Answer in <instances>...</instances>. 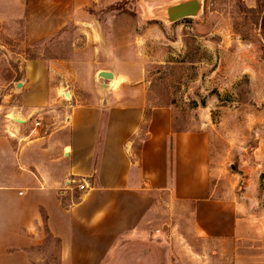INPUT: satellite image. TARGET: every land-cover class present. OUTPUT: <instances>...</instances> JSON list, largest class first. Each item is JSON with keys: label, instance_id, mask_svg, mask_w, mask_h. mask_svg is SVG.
I'll return each instance as SVG.
<instances>
[{"label": "rangeland", "instance_id": "374dc122", "mask_svg": "<svg viewBox=\"0 0 264 264\" xmlns=\"http://www.w3.org/2000/svg\"><path fill=\"white\" fill-rule=\"evenodd\" d=\"M26 1L0 0L3 150L35 161L39 189H66L79 198L85 182L63 173L67 118L70 106L98 104L113 89V83L101 88L97 73L100 66H113L99 50H114L120 71L135 70L142 79L135 86L144 122L133 159L154 107L172 110L174 130L200 131L208 138L205 192L186 198L154 191L149 207L133 211L134 221H144L132 231L138 237L130 245L133 262L264 264V0H204L199 16L174 24L142 15H160L180 0H98L86 11L91 21L71 23L31 44L24 36ZM86 30L96 34L94 44ZM28 56L45 63L57 98L25 120L15 85L24 82ZM49 247L53 259L46 262L54 264V242Z\"/></svg>", "mask_w": 264, "mask_h": 264}, {"label": "crops", "instance_id": "0c3cea01", "mask_svg": "<svg viewBox=\"0 0 264 264\" xmlns=\"http://www.w3.org/2000/svg\"><path fill=\"white\" fill-rule=\"evenodd\" d=\"M96 2L27 0L22 12L25 41L46 40L71 23L91 21L86 11ZM86 32L94 44L96 34ZM99 54L113 60V66H100L98 72L110 71L115 85L98 104L70 106V136L61 151L63 173L83 180L89 191L84 187L74 198L70 190L39 189L35 161L7 153L0 140V264H50L52 242L54 264H144L133 262L130 245L138 237L132 231L144 222L134 221L133 211L149 207L154 191L191 198L207 189L208 138L200 131L174 130L168 107L150 110L138 156L132 158L144 122L140 86H135L142 79L135 70L120 71L116 51ZM23 74L18 109L27 120L57 95L50 90L44 62L25 61Z\"/></svg>", "mask_w": 264, "mask_h": 264}, {"label": "water", "instance_id": "95a60500", "mask_svg": "<svg viewBox=\"0 0 264 264\" xmlns=\"http://www.w3.org/2000/svg\"><path fill=\"white\" fill-rule=\"evenodd\" d=\"M143 4V1L140 0ZM204 0H180L171 3L164 8V12L160 15L152 14L151 16L147 11H144L143 19H160L167 24H174L184 19H191L199 16L203 9ZM97 80L103 81L99 86L104 90H108L111 84L114 83V76L110 71H99L97 73ZM16 88H21V83L16 84ZM66 156V155H65Z\"/></svg>", "mask_w": 264, "mask_h": 264}, {"label": "trees", "instance_id": "16d2710c", "mask_svg": "<svg viewBox=\"0 0 264 264\" xmlns=\"http://www.w3.org/2000/svg\"><path fill=\"white\" fill-rule=\"evenodd\" d=\"M26 60L31 61V60H37V59L34 58V57H29V56H28V57L26 58Z\"/></svg>", "mask_w": 264, "mask_h": 264}, {"label": "built area", "instance_id": "2783aa9c", "mask_svg": "<svg viewBox=\"0 0 264 264\" xmlns=\"http://www.w3.org/2000/svg\"><path fill=\"white\" fill-rule=\"evenodd\" d=\"M84 185H80L78 188L80 189V190H83L84 189Z\"/></svg>", "mask_w": 264, "mask_h": 264}, {"label": "bare ground", "instance_id": "6f19581e", "mask_svg": "<svg viewBox=\"0 0 264 264\" xmlns=\"http://www.w3.org/2000/svg\"><path fill=\"white\" fill-rule=\"evenodd\" d=\"M115 85V84H114ZM113 87V86H112Z\"/></svg>", "mask_w": 264, "mask_h": 264}]
</instances>
